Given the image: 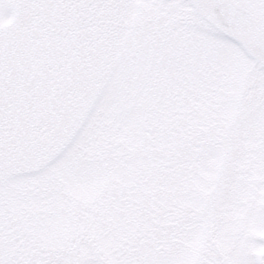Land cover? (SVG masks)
Segmentation results:
<instances>
[{"label":"snow or ice","instance_id":"1","mask_svg":"<svg viewBox=\"0 0 264 264\" xmlns=\"http://www.w3.org/2000/svg\"><path fill=\"white\" fill-rule=\"evenodd\" d=\"M0 264H264V0H0Z\"/></svg>","mask_w":264,"mask_h":264}]
</instances>
